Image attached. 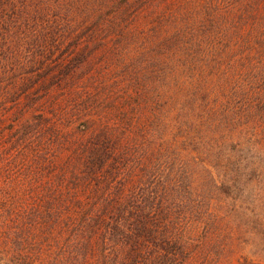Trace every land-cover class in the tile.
I'll return each mask as SVG.
<instances>
[{
  "label": "trees",
  "instance_id": "obj_1",
  "mask_svg": "<svg viewBox=\"0 0 264 264\" xmlns=\"http://www.w3.org/2000/svg\"><path fill=\"white\" fill-rule=\"evenodd\" d=\"M11 162L48 252L222 264L244 217L262 240L264 0H0Z\"/></svg>",
  "mask_w": 264,
  "mask_h": 264
},
{
  "label": "rangeland",
  "instance_id": "obj_2",
  "mask_svg": "<svg viewBox=\"0 0 264 264\" xmlns=\"http://www.w3.org/2000/svg\"><path fill=\"white\" fill-rule=\"evenodd\" d=\"M19 171L20 166L12 162L0 168V264H92V260L83 259L79 251L67 248L63 240L48 252L52 240L39 219L43 212L41 200L11 194V185L20 179ZM260 198L256 212L264 218V196ZM34 216L37 221L31 222ZM256 220L243 218L246 225L233 235L230 244L233 254L229 253L225 259L227 254L222 264H264V235L259 239Z\"/></svg>",
  "mask_w": 264,
  "mask_h": 264
}]
</instances>
